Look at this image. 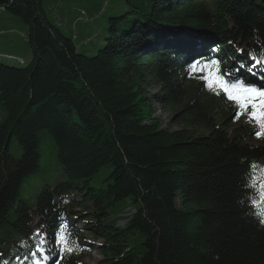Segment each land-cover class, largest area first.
Instances as JSON below:
<instances>
[{
	"label": "trees",
	"instance_id": "1",
	"mask_svg": "<svg viewBox=\"0 0 264 264\" xmlns=\"http://www.w3.org/2000/svg\"><path fill=\"white\" fill-rule=\"evenodd\" d=\"M104 1L69 0L63 25L45 0H0L29 50L0 55V264H33L37 249L83 264L96 242L101 264H264V204L249 185L264 177V145L190 70L217 59L229 83L264 84V0H120L91 54ZM43 154L64 180L40 178ZM126 202L118 228L109 215Z\"/></svg>",
	"mask_w": 264,
	"mask_h": 264
},
{
	"label": "rangeland",
	"instance_id": "2",
	"mask_svg": "<svg viewBox=\"0 0 264 264\" xmlns=\"http://www.w3.org/2000/svg\"><path fill=\"white\" fill-rule=\"evenodd\" d=\"M59 6L55 0H45L46 5L51 7L50 13H52V17L55 19L56 22H58V18L63 17V25L68 20V13L69 8L73 6L69 0H59ZM78 1V0H75ZM96 3L102 4L104 0H93ZM103 5L104 14L102 16L97 17V21L92 25L93 32H96L93 37L90 39V44L94 45L93 54L96 50V47L99 46L102 42V38L105 35V19L111 16L112 14L117 13L119 9L122 8V2L120 0H105ZM57 4V6H56ZM47 6V7H48ZM48 10V9H47ZM59 15V16H58ZM3 17V16H2ZM1 18V17H0ZM11 23H6L3 21H0V29H12V32L7 31H1L0 32V55H12L16 57L17 60H23L26 61L29 58V50L25 42V34H26V27L20 22L19 19L16 18H10ZM96 23L98 25H96ZM64 30L67 31L68 28L66 26H63ZM264 90V89H262ZM151 93L158 92L156 89H151ZM230 103L234 104L233 101L228 100ZM235 105V104H234ZM161 105L157 106L156 108V115L161 120V122L164 124L168 119L169 116L162 111L163 108H160ZM241 111V110H240ZM252 109L249 107L247 109L246 114H243L242 116L235 115L234 119L232 120V126L233 127H246V128H253L255 131L253 133L249 134L247 137L248 143L254 146H261L264 145V136L257 137V132L264 133V128H259L256 125L255 121H252L249 119L250 113ZM174 129H177V127H174ZM50 156V155H49ZM44 157H46L44 159ZM49 160L48 154L42 155V161H43V173L39 174L40 178L44 180L46 177L53 176L56 181H62L64 178L60 176V173L57 170V165L53 163L47 164ZM108 174V170L104 169L97 175H95L92 180L90 181V186L92 188L97 189V185L100 183L101 180H103L106 175ZM120 211V212H118ZM116 213H118L116 215ZM133 214L132 207L126 202L119 204L118 208L110 213L109 216L112 217L116 221L115 226L118 228H123L126 221L130 217V215ZM100 242L95 243V248L92 250L91 254L83 260V264H101L103 258L100 257L99 253L97 252V244L99 245ZM139 243H136L134 246V250H138ZM43 260H41L40 264H43ZM49 264V263H47Z\"/></svg>",
	"mask_w": 264,
	"mask_h": 264
},
{
	"label": "snow or ice",
	"instance_id": "3",
	"mask_svg": "<svg viewBox=\"0 0 264 264\" xmlns=\"http://www.w3.org/2000/svg\"><path fill=\"white\" fill-rule=\"evenodd\" d=\"M219 63L220 61L217 59L203 62V64L200 60H194L190 65V70L193 72H206L207 75L203 78L208 83L210 89L214 84L219 85L220 91L227 97V99L233 101L237 109L241 110V115L246 114L247 109L250 107L252 111L249 119L255 121L259 128H264V90H261L264 89V84H261V88L245 86L244 82L239 80V78H234L233 82L229 83V80L225 79L226 74H221ZM250 75H256V70L253 69L250 72ZM261 77L264 78V72L261 73ZM256 134L258 138L264 136V133L261 132H257ZM249 185L259 194V203L257 204V202L254 201V205L259 206V204H264V177L260 178L258 181L255 175L251 176ZM259 215L264 217V211ZM260 222L264 223V219H261ZM57 240L64 245L61 250L62 254H71L73 249L67 247L65 236L60 235L57 237ZM40 252L41 249H37L32 255L36 256ZM48 259L49 257L47 255H41L40 257V260H43L44 264H47ZM40 260H34V264H40Z\"/></svg>",
	"mask_w": 264,
	"mask_h": 264
}]
</instances>
